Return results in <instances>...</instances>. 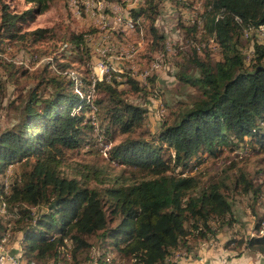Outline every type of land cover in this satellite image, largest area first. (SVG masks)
I'll list each match as a JSON object with an SVG mask.
<instances>
[{
	"label": "trees",
	"instance_id": "16d2710c",
	"mask_svg": "<svg viewBox=\"0 0 264 264\" xmlns=\"http://www.w3.org/2000/svg\"><path fill=\"white\" fill-rule=\"evenodd\" d=\"M22 1L30 6L18 13L0 2V44L23 39L33 44L47 37L48 28H25L50 0ZM204 7L203 25L218 46L219 59L209 63L192 53L198 75L179 79L198 87L200 95L173 112L172 121L162 123L149 140L131 137L142 125L144 110L121 97L118 74L95 79L88 99L91 78L74 81L65 72L67 46L80 55L74 58L79 62L88 52L81 32H70L59 58L45 63H53L55 73L17 96L15 122L0 131V203L13 217L10 224L0 216V237L10 227L25 260L55 264L62 259L61 248L69 245L77 261L93 238L102 250L96 259L100 264L112 250L118 264H174L169 257L176 249L192 251L193 241L212 240L222 226L232 224L231 193L259 198L264 208V190L244 174L230 185L224 176L201 184L192 171L204 156H216L222 148L264 147V45L253 44L247 64L235 46L242 30L264 25V0H205ZM156 8L155 0H145L128 14L134 24L139 18L148 21L154 45L162 49L163 36L153 25ZM125 82L138 89L134 79L127 76ZM98 93L103 96L96 98ZM92 108L95 123L99 119L95 128L108 135L107 142L114 133L125 135L105 152L106 161L120 168L110 174L101 166L78 164L66 177L58 168L64 152L90 146ZM14 163L19 172L4 186V172ZM253 231L224 246L264 259V209Z\"/></svg>",
	"mask_w": 264,
	"mask_h": 264
},
{
	"label": "rangeland",
	"instance_id": "374dc122",
	"mask_svg": "<svg viewBox=\"0 0 264 264\" xmlns=\"http://www.w3.org/2000/svg\"><path fill=\"white\" fill-rule=\"evenodd\" d=\"M144 1L138 0L133 3L132 0H87L86 2L80 0L77 8L74 9L68 5V0H50L48 8L37 15L25 28V30L48 28L46 38L33 44L28 39L1 41L0 131L15 122L17 96L22 97L29 88L41 80L42 76L47 77L55 73L53 63L47 67L45 63L51 61L52 56L59 58L58 52L62 44L64 42L69 44L67 39L70 32L83 33L88 52L86 55H81L82 61L79 62L74 58L80 55L72 51V47L67 46L70 50L63 52V60L70 66L65 72L72 73L75 77L99 76L97 63L101 62L106 68L101 74L106 75L107 78L118 74L115 78L120 82L117 88L122 91L121 97L143 108L142 125L131 134V137L140 134L149 140L162 123L172 121L173 112L188 107L196 100L200 95L199 88L179 79L181 75L192 77L198 75L196 67L191 63L192 53L195 52V56L200 60H206L209 63L219 59L218 46L203 25L205 0H155L157 8L153 25L157 34L163 36L162 49L154 45L148 21L139 18L134 24L131 19L133 27L125 26L124 19L131 18L128 9L139 6ZM0 2L6 3L13 12L17 13L30 6L22 0H0ZM259 43L264 45V33L260 35L253 30H242L237 36L235 46L245 56L246 64L252 57L253 44ZM156 61L159 63V68L142 77V73L148 69L149 64ZM127 76L136 81L137 90H133L125 82ZM102 96V93H98L96 98ZM160 105L164 109V115L161 118L156 115ZM98 123L99 119L96 120L95 125ZM87 136L90 143L88 148L64 152L58 167L61 174L71 177L73 166L78 164L101 166L110 174L117 172L120 167L109 164L106 161L105 152L111 144L120 141L125 135L114 133L111 142H107L104 138H108V135L102 136L95 128L87 132ZM7 168L5 171L8 181L14 173L19 172L20 165L14 163ZM192 171L201 184L218 181L225 177V181L230 185L235 177L242 173L253 182L260 184L263 191L264 147H256L252 150L245 146L240 151L222 148L216 156H204L202 162ZM89 185L96 187L94 183ZM231 194L232 224L222 226L212 240L193 241L191 246H195L193 249L195 251L199 245L203 246L202 249L204 245L211 248L221 245L225 258L219 260V264H264V259L256 253L246 251L238 253L239 249L234 248L233 245L224 246L231 238L237 239L255 234L253 223L264 209L259 198L254 199L250 194L242 195L238 192ZM7 214V218L3 219L11 224L13 217ZM8 236L7 243L13 238L10 227ZM191 241L189 239V242ZM89 242L92 244L90 249L77 254V261L71 259L68 245L62 250V259L55 264H82L83 262L100 264L96 259L102 250L96 247L93 238L89 239ZM7 243L5 244L8 245ZM176 250L169 257L170 262L175 259L173 256L184 253L182 248ZM104 257L106 260L104 264L120 262L113 250L106 252ZM35 263L54 264L46 260L35 261Z\"/></svg>",
	"mask_w": 264,
	"mask_h": 264
},
{
	"label": "built area",
	"instance_id": "2783aa9c",
	"mask_svg": "<svg viewBox=\"0 0 264 264\" xmlns=\"http://www.w3.org/2000/svg\"><path fill=\"white\" fill-rule=\"evenodd\" d=\"M84 2H86L87 0H83ZM138 0H132V2L133 3H135V2H137ZM78 3H80V0H68V5L71 7V8H74V9H76L77 8V5H78ZM86 6V5H85ZM91 14H93V12H90ZM117 20H119V18H117ZM125 21H124V23H125V26L126 27H128V28H132L133 26V23L131 22L132 20H131V18H128V17H126L125 19H124ZM257 32L258 34H263L264 33V25H259L255 30H254V32ZM131 51H132V49L130 50V54H131ZM129 54V55H130ZM97 68H98V70H99V76H91V83H90V85H89V90H88V92H87V94H86V96H87V98L89 99L90 97H92V94H93V81L95 80V79H97V80H100L101 78H102V76L104 75V74H101L103 71H104V69H106L105 67H103L102 66V64H101V62H98L97 63ZM159 68V63L156 61V62H152V63H150L149 64V67H148V69L147 70H145L143 73H142V77H145L146 75H148L149 74V72L150 71H152V70H156V69H158ZM68 75L74 80V81H76L75 80V76L72 74V73H69L68 72ZM105 77H106V75H105ZM107 78V77H106ZM76 84H77V82H76ZM75 84V85H76ZM74 91L77 93V94H79V91L76 89V86L74 87ZM94 108H92V110H91V112H90V115H89V120H90V124L93 126V129L95 128V116H94ZM156 115H157V117H159V118H161V117H163V115H164V109H163V107L160 105V107L157 109V111H156ZM105 154V153H104ZM195 168V167H194ZM7 169L8 168H6V171H7ZM6 171H5V175H4V178H3V184H4V186H6V184H7V179H6ZM0 215L2 216V218H7V213H6V211H5V209H4V203L3 202H1L0 203ZM8 230L0 237V264H36L35 263V261L34 260H29V261H27V260H25L24 259V257L21 255V251H19V252H17V253H10V252H8V251H5L4 250V248L2 247L5 243H6V241L8 240ZM210 245V244H209ZM219 248H221V250L222 251H224V249L222 248V246L221 245H219ZM61 250H63L62 248H61ZM172 253H174V252H172ZM184 255V254H183ZM180 256H182V254L181 255H175V256H173L174 258H178V257H180ZM197 260H198V262H199V264H203V257H201V256H198V258H197ZM82 264H87V263H85V262H83Z\"/></svg>",
	"mask_w": 264,
	"mask_h": 264
},
{
	"label": "crops",
	"instance_id": "0c3cea01",
	"mask_svg": "<svg viewBox=\"0 0 264 264\" xmlns=\"http://www.w3.org/2000/svg\"><path fill=\"white\" fill-rule=\"evenodd\" d=\"M7 242L8 240L6 241V243ZM7 244L8 245L4 244L2 246L5 251H8L10 253H17L21 251L14 237ZM202 247V245H199V247L196 248L195 251L190 250L189 252H184V255L173 260L174 264H199L197 260L198 256L203 257V264H219V260L223 259L224 255L222 254L223 251L221 250V248H211L207 245H204L203 249Z\"/></svg>",
	"mask_w": 264,
	"mask_h": 264
},
{
	"label": "bare ground",
	"instance_id": "6f19581e",
	"mask_svg": "<svg viewBox=\"0 0 264 264\" xmlns=\"http://www.w3.org/2000/svg\"><path fill=\"white\" fill-rule=\"evenodd\" d=\"M263 36V35H262Z\"/></svg>",
	"mask_w": 264,
	"mask_h": 264
}]
</instances>
